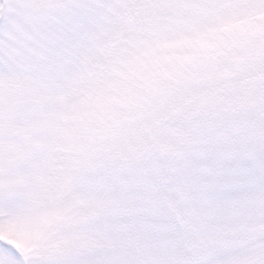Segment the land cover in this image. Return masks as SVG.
Here are the masks:
<instances>
[{
	"label": "snow or ice",
	"instance_id": "snow-or-ice-1",
	"mask_svg": "<svg viewBox=\"0 0 264 264\" xmlns=\"http://www.w3.org/2000/svg\"><path fill=\"white\" fill-rule=\"evenodd\" d=\"M0 264H264V0H0Z\"/></svg>",
	"mask_w": 264,
	"mask_h": 264
}]
</instances>
